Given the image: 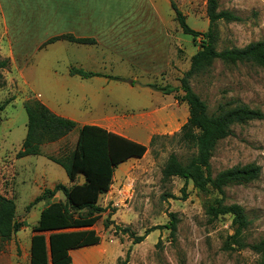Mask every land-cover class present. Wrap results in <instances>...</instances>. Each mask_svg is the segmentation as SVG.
Here are the masks:
<instances>
[{
  "label": "rangeland",
  "instance_id": "obj_1",
  "mask_svg": "<svg viewBox=\"0 0 264 264\" xmlns=\"http://www.w3.org/2000/svg\"><path fill=\"white\" fill-rule=\"evenodd\" d=\"M173 1L193 29L200 32L208 30L207 0ZM2 5L0 0V61L8 60V65L0 68V192L14 198L18 219L24 226L0 250V264H29L28 239L44 202L33 205L29 210L27 207L45 188H53L59 183L72 185L65 170L47 157H61L73 151L78 130L44 144L42 155L17 158L27 133L28 116L24 105L30 99L43 103L44 95L51 96L58 90L56 83H66L74 78L64 76L68 72L58 70L60 66L54 62L57 50L48 51L46 58L50 61H38L34 65L38 57L45 58V44L34 54L21 53L18 47L9 44L13 30L7 28L6 20L13 19L14 14L6 12ZM219 6L220 10L232 11L242 18L239 22L221 21L218 24L216 44L219 50L242 48L264 40V0H219ZM164 10L168 12L166 7ZM165 19L164 29L175 33V36L179 34V38H175L174 63L156 75L157 78L138 79L137 83L180 86V79L190 68L191 57L200 48V39L195 41L182 31L174 12L170 11ZM191 85L207 103L209 113L230 102H243L264 113V70L256 64L228 66L217 61L208 72L193 77ZM181 94L180 91L169 95L179 107L175 108L176 103L170 104L171 119L166 130L155 134V140L150 142L144 156L129 161L126 169L116 175L110 190L100 197L99 205L104 211L95 230L102 238L99 248L104 249L107 256L90 264H120V260L127 257V264L256 263L258 255L248 248L223 249L224 241L234 232L232 217L224 215L210 222L205 211L206 204L220 196L216 191L201 193L191 182L185 184L180 177H163V169L171 153L183 161L195 153L194 148L182 144L176 136L189 111L185 102L177 100ZM89 104L87 101L84 103L91 111ZM148 105L150 102L127 101L120 106L133 109L132 113L136 114ZM176 110L178 117L175 116ZM211 164L214 176L233 167L250 164L261 167L257 179L233 183L224 189L225 202L240 204L251 220L245 232L246 241L253 243L263 238L264 118L234 125L233 134L218 143ZM83 180V176L78 179L79 182ZM64 199L62 192L54 198ZM171 213L178 218L175 236L164 227L172 220ZM145 234L143 241L134 243L135 236ZM98 250L93 255L99 258L101 250ZM76 254L78 252H73L74 257Z\"/></svg>",
  "mask_w": 264,
  "mask_h": 264
},
{
  "label": "trees",
  "instance_id": "obj_2",
  "mask_svg": "<svg viewBox=\"0 0 264 264\" xmlns=\"http://www.w3.org/2000/svg\"><path fill=\"white\" fill-rule=\"evenodd\" d=\"M171 7L182 31L191 35L195 41L200 39V48L191 57L190 68L180 79V86H152L163 94L182 92L177 100L188 105L189 117L176 136L179 142L195 149V153L185 161L171 153L163 169V177H180L185 184L191 182L201 193L216 191L220 196L208 202L205 211L210 222L224 215L232 217L234 232L224 241L223 249L234 251L248 248L258 255L255 264H264V237L253 243L246 241L245 232L251 220L240 204L225 202L224 189L233 183H247L257 179L261 167L256 164L233 167L214 176L211 164L218 143L233 134L234 125L261 120L264 113L243 102L221 104L214 113H209L207 103L191 85L193 77L208 72L217 61L228 66L253 63L264 70V40L242 48L226 47L219 50L216 44L218 24L221 21H242L240 16L229 10H220L219 0H207L209 28L206 32H200L187 23L186 16L174 1H171ZM60 39L83 44L95 42L93 39L72 35L57 36L49 42ZM7 65L8 60L0 61V68ZM70 74L82 78L101 75L82 68H72ZM107 76L122 80L118 76ZM24 107L28 116L27 133L17 158L41 155L44 144L57 141L72 130H78L73 151L61 157H47L65 170L72 185L59 183L53 188H45L27 207L29 210L39 202L46 203L37 224L32 228L30 264H73L71 250L98 245L102 241L92 227L104 211L99 205V199L110 190L116 168L132 158L143 157L148 147L96 124L79 125L72 119L57 115L39 100H27ZM155 137H152L151 142ZM81 176L84 177L83 182L78 181ZM58 192L63 193V201L54 200ZM16 209L14 198L0 192V250L24 226L23 221L18 219ZM84 210H87L86 213ZM170 215L172 220L164 227L175 236L178 218L175 213ZM146 235L135 236L134 243H140ZM127 263L128 257L120 260V264Z\"/></svg>",
  "mask_w": 264,
  "mask_h": 264
},
{
  "label": "crops",
  "instance_id": "obj_3",
  "mask_svg": "<svg viewBox=\"0 0 264 264\" xmlns=\"http://www.w3.org/2000/svg\"><path fill=\"white\" fill-rule=\"evenodd\" d=\"M171 1L2 0V6L6 12L14 14L13 19L6 20L7 28L13 30L9 44L27 54L36 53L45 44V58L38 57L34 65L38 61L49 60L46 58L49 50H57L59 53H56L54 62L60 66L58 70L68 72L64 76L74 78L66 83H56L58 90L51 96L44 95L43 103L57 115L80 125L96 124L148 147L156 133L166 130L171 119L170 104L176 103L175 108L179 107L174 98H169L170 94L154 89V82H136L138 79L157 78L156 75L174 63L175 38H179V34L175 36V33L164 29L166 15L174 12ZM62 35L89 38L95 42L83 44L67 39L49 42ZM72 68L101 75L82 78L71 75ZM107 75L118 76L122 80ZM86 101L90 103L91 111L86 109ZM127 101L150 102V105L133 114V109L120 106ZM177 110L176 117L179 115ZM134 159L120 164L114 179ZM43 202L39 217L46 205ZM32 235L27 244L29 256ZM99 247L101 243L71 250L73 264L104 260L107 253ZM95 250L100 252L99 258L93 255ZM73 252L78 254L74 257Z\"/></svg>",
  "mask_w": 264,
  "mask_h": 264
}]
</instances>
